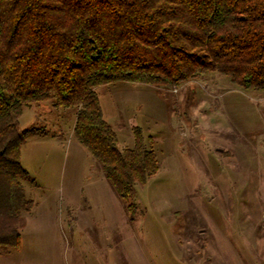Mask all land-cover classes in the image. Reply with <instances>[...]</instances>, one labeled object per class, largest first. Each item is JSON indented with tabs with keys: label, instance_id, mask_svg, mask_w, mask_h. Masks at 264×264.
I'll list each match as a JSON object with an SVG mask.
<instances>
[{
	"label": "rangeland",
	"instance_id": "obj_1",
	"mask_svg": "<svg viewBox=\"0 0 264 264\" xmlns=\"http://www.w3.org/2000/svg\"><path fill=\"white\" fill-rule=\"evenodd\" d=\"M95 92L117 147L140 131L157 172L121 197L75 135L77 108L31 104L18 119L31 205L0 264H264V91L212 72Z\"/></svg>",
	"mask_w": 264,
	"mask_h": 264
},
{
	"label": "trees",
	"instance_id": "obj_2",
	"mask_svg": "<svg viewBox=\"0 0 264 264\" xmlns=\"http://www.w3.org/2000/svg\"><path fill=\"white\" fill-rule=\"evenodd\" d=\"M212 72L264 91V0H0V250L20 246L31 205L26 107H76L75 135L127 198L157 172L156 155L138 130L133 147H117L95 88L173 87Z\"/></svg>",
	"mask_w": 264,
	"mask_h": 264
}]
</instances>
